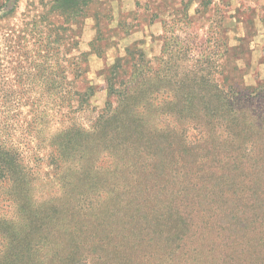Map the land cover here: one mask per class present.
I'll return each instance as SVG.
<instances>
[{"label": "rangeland", "instance_id": "1", "mask_svg": "<svg viewBox=\"0 0 264 264\" xmlns=\"http://www.w3.org/2000/svg\"><path fill=\"white\" fill-rule=\"evenodd\" d=\"M108 79L143 92L96 134ZM0 146L83 264H264V0H0ZM14 194L0 179V219Z\"/></svg>", "mask_w": 264, "mask_h": 264}, {"label": "trees", "instance_id": "2", "mask_svg": "<svg viewBox=\"0 0 264 264\" xmlns=\"http://www.w3.org/2000/svg\"><path fill=\"white\" fill-rule=\"evenodd\" d=\"M92 1L93 0H59L65 8L72 9V15L81 10L83 6H88ZM139 79L143 80L141 86L145 88L147 85L146 76H142ZM139 79L134 83L137 86H134L136 87V91L132 90L134 87L130 88L128 84L123 90V93H118L116 89V80H107L109 98H118V106L101 116L93 129L94 133H105L108 125L111 123L119 121L125 122L130 118L129 115H133L132 112H134L136 107L134 104H131L137 96V94L133 93L134 91L137 93L143 92V90L139 89ZM75 93H77L75 95L79 97L78 102L80 104L83 103L86 96L91 98L95 95L92 87L86 88L85 91H75ZM217 99H222L221 105H223V107L219 109L221 114L226 113L233 104V98L230 97V95L219 96ZM225 107H227V109H225ZM67 148L68 146H64L63 149H61L64 155L68 154ZM129 148L132 147L129 146ZM4 151L5 149L1 147L0 179H3V181L9 183L12 188H14L15 194L12 195L11 202L15 211L9 221L0 219V264H45L46 262H50L51 264H83L87 262V259H85L82 263L80 256V247L86 240L79 239V235L76 236L75 239L78 241L74 243L73 247H71L70 244L72 239L63 245L54 241L53 237L51 238L50 235L52 233L69 235L70 233L67 232V229L64 230L59 226L61 220L51 221L47 224L42 222L41 216H43V214L40 213L38 209L32 208L28 202V192L26 189L30 184L28 178L30 174L27 168L24 167L23 161L19 157L14 154L11 156L9 152ZM114 158L121 161L115 154ZM64 163L65 164H56L54 167L56 175L62 171L63 165H66V167L72 166L71 162L65 161ZM67 169L69 171L72 170V168ZM60 180L65 182L66 177L62 176ZM157 211L160 212H155L153 215L157 216L160 213L167 215V211L172 212L171 208L157 209ZM94 240H96V238ZM101 247H104V245L101 244ZM70 248L72 252L69 251ZM116 251H119V249H116ZM106 252L109 251L105 250L102 252V257L94 258L92 264H104L106 260H108L107 264H117L115 263L117 260L116 257H104ZM118 264L121 263L118 261Z\"/></svg>", "mask_w": 264, "mask_h": 264}]
</instances>
